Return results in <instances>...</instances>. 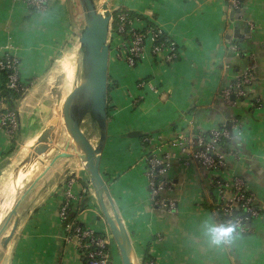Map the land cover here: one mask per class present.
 Segmentation results:
<instances>
[{"label":"crops","instance_id":"crops-1","mask_svg":"<svg viewBox=\"0 0 264 264\" xmlns=\"http://www.w3.org/2000/svg\"><path fill=\"white\" fill-rule=\"evenodd\" d=\"M110 10L139 16L143 23L138 28L160 29L178 51L172 63L146 51L132 69L113 59L120 40L108 39L107 137L99 171L136 260L264 264V0H245L239 13L230 0H111ZM82 26L78 0H48L35 13L22 2L0 0V59L10 55L19 60V80L26 85L13 109L18 122L13 141L0 128V205L3 190L10 191L0 210L33 171L34 166L28 169L31 160L22 164L19 153L33 146L69 94L76 56L80 64ZM250 70L247 98L229 105L222 92ZM61 77L63 91L58 90ZM146 81L155 92L139 86ZM232 118L240 121L243 134L232 138L227 153L221 150L226 173L243 180L260 216L248 224L246 234L214 244L209 229L220 227L215 215L220 196L174 142L180 135L228 129ZM133 132L140 137L129 138ZM147 154L168 164L162 178L169 188L159 197L174 205L170 212L151 200ZM68 191L77 220L104 235L111 264H122L89 174L76 157L57 161L30 193L12 237L3 247L0 243V264H85L77 242L63 239L60 207ZM106 206L112 214L107 201Z\"/></svg>","mask_w":264,"mask_h":264},{"label":"built area","instance_id":"built-area-1","mask_svg":"<svg viewBox=\"0 0 264 264\" xmlns=\"http://www.w3.org/2000/svg\"><path fill=\"white\" fill-rule=\"evenodd\" d=\"M24 3L28 8H33L36 12L43 11L48 0H16ZM244 0H230L232 9L240 10ZM142 22L139 16H133L128 12H120L113 17L110 22L109 38L119 39L118 46L113 47V59L129 68H136L146 58V51L150 57L155 58L159 55L164 57L167 63H172L178 58L177 46L174 41L166 37L160 29L152 27L138 28ZM108 38V39H109ZM5 55L6 63L0 59V69H10L12 71L9 76L7 88L18 89L20 83L18 77V60L14 57L9 59ZM252 71L239 77L232 85L222 92V97L229 105H235L237 101L247 98V90L252 84ZM140 87H146L148 90L155 92V88L149 82H142ZM25 88L21 90L25 91ZM234 97V101L231 98ZM230 129H217L208 132L207 141L203 134L199 136L180 135L174 142V146H178L184 154L190 155L193 160L200 166L210 186L220 196V204L215 211L218 217L220 227L232 226L234 231L231 235H244L248 232L247 226L250 221L260 216V209L257 206L255 197L248 191L245 183L239 177H229L226 173V163L224 153L220 149V142L231 140L234 136H241L243 129L237 118L230 121ZM18 127L17 116L14 111H9L4 102L0 101V128L5 134L14 139L15 132ZM146 176L148 179V187L150 191L153 205L161 207L167 211H172L174 205L160 201V193L169 188L165 181L157 180L167 172L168 164L165 158L152 155L150 160L145 157ZM75 199L68 191L65 197L64 206L60 210V219L63 222L66 219V208L72 204ZM242 209L243 217L234 214L235 209ZM67 232H71V238L75 240L78 249L86 264H110V252L106 237L96 233L88 228L71 226L66 227ZM137 264H159L154 258L143 261H137Z\"/></svg>","mask_w":264,"mask_h":264},{"label":"water","instance_id":"water-1","mask_svg":"<svg viewBox=\"0 0 264 264\" xmlns=\"http://www.w3.org/2000/svg\"><path fill=\"white\" fill-rule=\"evenodd\" d=\"M78 2L83 18V26L78 38L79 78L63 100L59 115L48 123L46 130L38 138L37 146L40 148H31L35 155L29 153L26 156L31 160L28 169L34 166L33 171L24 178L20 188L6 200L0 210V243L6 244L12 237L17 225L19 209L40 179V176H37L38 171L57 161L76 157L89 174L105 222L119 251L121 263L137 264L130 239L99 171L101 153L107 137L111 0H105L103 3L96 0H78ZM237 12L239 13L240 10ZM231 100L234 101V97ZM86 117L90 118L91 127L99 134L98 144L91 142V146H88L81 141V135L90 141L80 130L82 121ZM227 128L230 129L228 125ZM128 137L139 138L140 134L133 132L128 134ZM106 201L111 207L112 214L107 209ZM8 231V236L4 238Z\"/></svg>","mask_w":264,"mask_h":264},{"label":"trees","instance_id":"trees-1","mask_svg":"<svg viewBox=\"0 0 264 264\" xmlns=\"http://www.w3.org/2000/svg\"><path fill=\"white\" fill-rule=\"evenodd\" d=\"M245 1V0H244ZM243 1V3H244ZM243 3L241 4V7L243 5ZM31 13H35L36 11L33 8H29ZM122 11H118V12H112L113 17H116L118 13H120ZM9 59H13L11 56H8ZM2 62L6 63L5 61V57L3 59H1ZM18 63L19 60H18ZM12 71L10 69H0V79L2 81V88L0 90V101L2 100L4 102V104L7 106L9 111H13L15 103L20 100V98L23 95V91L21 90L22 88H25L26 85L22 84L21 82L18 84V89H8L7 88V83H8V79L9 76L11 75ZM19 77V76H18ZM107 94H108V98H109V87H107ZM107 118H108V99H107ZM226 129L225 127H221L220 130ZM209 133H205L203 134L204 139L207 141V137H208ZM232 140V139H231ZM231 140H225L223 139L220 142V149L224 150L226 153L229 150V145L231 143ZM13 141V140H12ZM143 147L144 149L147 147V143L144 141L143 143ZM152 158L151 154H147L146 155V159L150 160ZM24 171V168L19 172L18 178L19 176L22 174V172ZM157 180H163V178L161 177H157ZM65 203V201H64ZM64 203L61 205V208L64 206ZM234 214L238 217H243L244 216V212L242 209L238 208L234 210ZM251 222V221H250ZM71 226V229H74L75 227H80V228H84L83 224H81L78 220H77V210L75 209V207L73 206V204H69L66 208V219L62 222V231H63V239L64 238H71V232H67L66 231V227L67 226ZM233 235L230 236V238ZM84 263L86 264L85 260Z\"/></svg>","mask_w":264,"mask_h":264},{"label":"rangeland","instance_id":"rangeland-1","mask_svg":"<svg viewBox=\"0 0 264 264\" xmlns=\"http://www.w3.org/2000/svg\"><path fill=\"white\" fill-rule=\"evenodd\" d=\"M97 2H101V0H96ZM76 70H75V75H74V80H73V82L71 83V88H68L66 91H67V93L68 92H70V89H72V87H73V85L76 83V81H78V78H79V59H77V56H76ZM58 72H60V74H61V69H58ZM63 74V73H62ZM63 76V75H62ZM64 82H63V77H61L60 79H59V81H58V90H60V91H63L64 89H65V87H64V84H63ZM69 86V87H70ZM57 90V89H56ZM80 130L88 137V139H90V141L92 142V143H94V144H98V140H99V134H98V132H97V130L95 129V128H93V127H91V125H90V118L89 117H86V118H84L83 119V121H82V125H81V127H80ZM42 135V134H41ZM40 135V136H41ZM39 136V137H40ZM38 137V138H39ZM38 138L36 139V140H34L33 141V146L31 147V148H40V146H37V140H38ZM31 148H29V149H24V148H22L23 149V151H22V154L21 153H19V155H20V157L24 160V162L22 163V164H26L28 161H29V159L28 158H26V156L30 153V154H32V156H34L35 155V153H34V150H32ZM21 149V150H22ZM78 159V158H77ZM20 164V163H19ZM22 164H20V165H22ZM20 165H18V166H20ZM18 166H16V167H18ZM50 171H51V167L49 166V167H43V168H41L39 171H38V173H37V176H40V179L38 180V183H39V181L44 177V176H46V174L47 173H50ZM8 181V180H7ZM6 181V182H7ZM6 182L3 184V185H5L6 184ZM37 183V184H38ZM12 188H13V186L11 185V192H12ZM19 188H20V186H19ZM14 192V191H13ZM10 193V191L8 190V191H4L3 190V194H4V197L6 198V197H8L9 194ZM14 195V194H13ZM5 198H4V200H5ZM0 199H1V197H0ZM4 200H2V203H1V205L4 203ZM1 205H0V207H1ZM4 246V245H3ZM112 257V256H111ZM110 264H111V259H110Z\"/></svg>","mask_w":264,"mask_h":264},{"label":"clouds","instance_id":"clouds-1","mask_svg":"<svg viewBox=\"0 0 264 264\" xmlns=\"http://www.w3.org/2000/svg\"><path fill=\"white\" fill-rule=\"evenodd\" d=\"M234 231L232 226L229 227H212L209 229V233L214 244H220L222 241H226L230 238L231 233Z\"/></svg>","mask_w":264,"mask_h":264},{"label":"bare ground","instance_id":"bare-ground-1","mask_svg":"<svg viewBox=\"0 0 264 264\" xmlns=\"http://www.w3.org/2000/svg\"><path fill=\"white\" fill-rule=\"evenodd\" d=\"M104 1H105V0H101V3H103ZM81 141H82V143H85L86 145L91 146V141H88V140H87L85 137H83L82 135H81ZM53 166H54V164L50 166L51 169H52ZM20 209H21V207H20ZM20 209H19V212H20ZM18 216H19V213H18ZM10 229H11V227H10ZM10 229H9V231H10ZM9 231L5 234L6 237L8 236ZM5 236H4V237H5ZM1 246L3 247V243H1Z\"/></svg>","mask_w":264,"mask_h":264}]
</instances>
